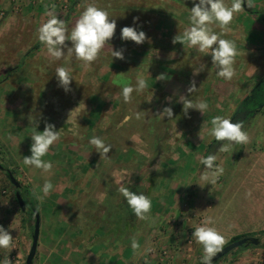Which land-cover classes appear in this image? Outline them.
Here are the masks:
<instances>
[{
  "label": "rangeland",
  "instance_id": "rangeland-1",
  "mask_svg": "<svg viewBox=\"0 0 264 264\" xmlns=\"http://www.w3.org/2000/svg\"><path fill=\"white\" fill-rule=\"evenodd\" d=\"M224 3L230 7L232 0ZM252 4L248 8L245 0L246 9L253 13L245 10L234 13L230 31L221 34L215 23L210 25L214 32L221 34L220 38L236 45L235 74L226 80L217 75L219 68L212 63L210 54L199 52L187 42L172 43L174 36L182 35L192 26L193 0H78V17L73 16L67 24L69 32L89 5L106 10L119 28L99 58L112 56V47L123 49L124 59H118L119 65L132 63L137 75L143 78L172 75L168 81L156 80L157 85L151 86L148 93L135 91L138 102L131 96L130 102L124 105L126 108L121 109L119 103H125L122 94L105 101L92 99L93 90L103 91L100 88L103 76L117 69L116 63L103 66L95 80L91 77L92 65L85 67L74 57H65L59 64L43 44L40 50L26 55L40 42L38 29L50 19L46 13L53 11L55 5V14L64 20L72 0H0V169L16 173L20 185L34 195L43 218L51 212L46 206L50 198L54 199L55 213L56 201H61L59 213L63 218L70 213L71 204H75L71 212L79 215L76 229L88 228L92 237V226L86 216L92 211L84 204L92 198L103 200L107 190L116 194L121 185L129 188L144 185L152 202L151 211L147 219L136 222L134 232L128 233L131 239L128 264H200L203 247L192 233L201 226L215 228L225 238L223 248L235 243L237 237L255 235L261 240L259 248H239L217 264H264V237L260 234L264 231V110L250 118L243 129L250 138L248 143L232 144L229 151L216 153L215 165L223 167L224 172L214 184L205 179L209 172L200 162L215 139L210 135L212 119L220 116L230 120L238 105L264 78V0H252ZM125 26L147 31L144 42L148 44L147 50L120 38ZM162 29L171 35L162 38ZM153 36L172 49L163 52L155 48L159 46ZM15 52L23 55L16 60ZM59 67L70 70L73 80L68 92L58 86L56 69ZM193 83V91H198L195 98L207 103L203 114L195 110L198 113L193 118L195 132L174 123L166 126V121H159V128L150 127L148 119L154 115L161 120L168 118L163 113L166 107H178L190 97ZM90 85L92 93L88 92ZM80 95L89 98L78 104ZM257 101L260 109L264 96L259 95ZM105 102L109 103L105 120L101 124L92 121ZM112 113L118 114L117 120L107 130L106 119ZM137 113L141 114L139 119ZM29 117L39 121L38 131L44 130L45 123H51L60 133L59 141L42 157L52 163L49 172L23 163L24 156L31 155L34 125L29 123ZM92 124L97 127L91 128ZM94 136L111 145L106 158H101L89 143ZM117 152L137 153L139 161L122 170L126 165L115 161ZM46 180L53 185L47 196L43 193ZM112 183L111 189H107ZM15 194L16 189L0 170V225L13 237L10 249L0 248V264L6 257L11 264H26L32 245L30 227L35 225V216L30 207L26 212L21 211ZM61 226L67 231L64 246L67 250L75 249L74 242L77 244L78 239L69 236L72 231L68 223ZM107 229L108 226H102L99 233L110 236L117 231ZM133 237L140 239L136 250L132 248ZM43 251L37 250L34 264H40Z\"/></svg>",
  "mask_w": 264,
  "mask_h": 264
},
{
  "label": "clouds",
  "instance_id": "clouds-1",
  "mask_svg": "<svg viewBox=\"0 0 264 264\" xmlns=\"http://www.w3.org/2000/svg\"><path fill=\"white\" fill-rule=\"evenodd\" d=\"M246 3L248 8L253 7L252 0H246ZM244 4L245 0H232L229 7L224 3V0H199L198 3L197 0H193L190 15L192 26L186 29L182 35L174 36L172 43L183 45L187 42L190 47L197 48L199 52L210 54L212 63L219 68L217 75L226 80H231L235 74L233 63L237 55V49L233 41L222 39L220 35L230 31L229 25L233 20L234 13L244 10ZM52 9L53 11L46 13L50 19L38 29L39 41L45 45L48 54L56 60L74 57L76 60L82 61L85 67H89L99 58L100 52L113 39L117 27L116 20L110 19L106 10L95 5H89L69 32L65 21L55 14V5L52 6ZM135 22L136 18H134V24ZM214 23L221 29V34H217L210 27ZM120 38L124 41H133L137 45L144 43L147 39L144 31H137L136 27L133 26L123 27ZM123 51V49L114 50L112 47L111 55L115 59L123 60ZM167 78L165 74H160L156 77V80L164 81ZM56 79L59 87H62L65 92L70 91L73 79L69 69L57 68ZM147 86L146 80L142 76H138L135 87L130 85L123 87L124 102H130L133 91L142 92ZM193 90H195L194 83L189 91ZM189 108H197L203 114L207 109V103L204 101L194 103L185 99L183 101L185 115H187ZM163 113L169 118L173 116L170 107H166ZM140 115V113H137L136 118L139 119ZM29 123L34 125L31 135V155L24 156L23 163L41 169L43 172H49L52 169V163L43 160L42 157L46 156L50 147L59 141L60 133L56 130L55 125L51 123H45L43 131L37 130L38 120L29 117ZM211 123L213 127L210 130V135L218 142H225L220 146L219 151L227 152L232 144H246L249 142L250 138L242 130L243 124L241 122L233 123L229 119L216 116ZM89 143L95 147L101 158H106L107 153L111 150V145H106L99 137H92ZM215 159V155L209 154L201 157L200 160L209 172L205 179H209L213 184L224 172L223 167L215 165ZM154 167L156 171H159L158 166ZM52 189L51 181L46 180L43 185L44 195H49ZM118 191L127 200L128 206L136 218H148L147 214L151 211L152 203L149 197L142 193H134L123 185ZM38 199H42V197H38ZM192 235L195 237L196 242L203 247L202 264H212L213 258L222 251L225 238L215 228L203 226L195 228ZM12 239L10 232L0 225V248L10 249ZM132 248L134 250L139 248V243L135 237L132 238ZM2 264H11V261L6 257Z\"/></svg>",
  "mask_w": 264,
  "mask_h": 264
},
{
  "label": "trees",
  "instance_id": "trees-1",
  "mask_svg": "<svg viewBox=\"0 0 264 264\" xmlns=\"http://www.w3.org/2000/svg\"><path fill=\"white\" fill-rule=\"evenodd\" d=\"M172 1H177V0H172ZM77 4H78V0H72V6L69 8V11L66 14V17L64 19L66 25L71 22L73 16L78 17V12L76 11ZM244 10L246 12L253 13V11H248L246 9V7L244 8ZM117 29H119L118 26L116 27V30ZM145 32H147V31L145 30ZM161 32H162V36H163L162 38H165V37H168L171 35V33H169L168 31H165V29H162ZM152 39H154V41H155L154 43L156 44V46H159V47H155L158 50L162 49V51L165 52V51H169V49H172V48H169L168 43L166 44L165 42H163L162 39H157L154 36L152 37ZM41 46H42L41 42L37 43L34 47H32V49L27 53V55L30 56L34 53V51L40 50ZM69 46H71L70 43H69ZM134 46H137V45L135 44ZM138 46H140V48L145 50L146 49L145 47H147L148 44L142 43V44H139ZM63 61H65V58L59 59L58 63L60 64ZM96 61L97 62H93L91 64L94 67L93 72H92L93 74L91 75L92 79L95 78V80H96L97 78H99L98 77L99 71L103 66H107V65H111L112 63H116L115 65L117 66V69H115L114 71H109L108 74L106 73L103 76L104 80L102 78L103 81H102L101 86H100V88H103V91L101 92V93H103V95L101 93H99L97 90L96 91L93 90L94 95H93L92 99L97 98L98 100L105 101L108 98H113L115 94L119 93L121 95L122 89L124 86L130 85V86L135 87L137 85V77L139 75H137L136 73L133 72L132 63L126 62L125 64H123V66H121V65H119V64H121V62L118 61V59L113 58L112 56H109L107 58H106V56H102L101 58H98ZM50 63L52 64L51 61H50ZM161 64H163V63L159 62V65H161ZM125 65H127V66H125ZM124 66H125V68H124ZM12 70H16V69L14 68ZM158 75H160V74H158ZM158 75H156L153 78L152 77L144 78L146 80L148 86L146 89H144L142 91L143 93H148L150 91L151 86L157 85L156 77ZM165 75H166V77H168L167 79H165V81H168L169 79H171V76H172L171 74H165ZM91 77H90V79H91ZM118 79L120 81L117 82ZM107 86H108V88H107ZM91 89H93V86L90 85V88L88 91L89 93H92ZM110 90H113V92H111ZM134 92L135 91H133V93ZM133 93L131 94V96L134 97L135 100L138 102L139 99L137 98V94L134 95ZM189 93H190L189 94L190 97H188L186 100H190L194 103L198 102L199 100L203 101V99L195 98L194 95L196 93H198V91H192V94L190 91ZM85 97H86V99L89 98V96L87 97V96L80 95V97L78 99V104L81 103L82 99H84ZM108 104L109 103L105 102V103H103V106L102 105L100 106L101 109L97 110L95 112L94 117L91 118L92 121H95V122L97 121V123L100 122V124H101V121L105 120V110L109 106ZM124 105H126V103H124V104L119 103L118 106L121 109H123V108H126V107H124ZM113 106L115 109V106H117V105L114 104ZM195 110H198V109L197 108H189L187 115H185V113L183 111V103H182L178 107H174L172 109L173 116L171 118L166 117V118H164V120H161V119H158V117L154 115V118H150L148 120L144 119V120L151 121L149 126L152 127L153 129L159 128V126H160L158 123L159 121L160 122L166 121L164 123L166 126H170L171 124L174 123L175 125L182 126L183 128H189L190 127L189 129H192L193 132H195L196 127L194 125L195 120L193 118L198 114L197 112H195ZM117 115H118L117 113H112V115H110L109 118L106 119L107 130H109L110 126H112L111 125L112 122L117 120ZM95 125L92 124L90 127L96 128L97 125H96V127H95ZM112 130H114V127ZM73 146H75V145L73 144ZM115 161L124 163L126 166H124L122 168V170H126V169H128L127 165L130 166V165H133L136 161H139L138 160V154L134 153L133 155H131L130 152L129 153L128 152H126V153L125 152H122V153L117 152L116 157H115ZM0 170L5 172V174H6V171L8 169L3 168ZM9 171L16 178V173L12 170H9ZM6 177L8 178L7 174H6ZM8 180H9V178H8ZM9 182H10V180H9ZM112 186H113V183L110 184V187H107V189L108 188L111 189ZM127 188L134 193H137V194L142 193L145 196H148V191L146 190L147 188L144 187V185L140 186L139 184H136L130 188H129V186H127ZM17 191L18 190H16V192ZM109 191L110 190H107V192H105V198L103 200H97V199L92 198V199H89L88 202L84 204L87 208H89L90 211H92L90 213H86V216L88 218L87 221L91 224L93 233L95 231L99 230V228L102 226H108V228H109V229H107L108 232L117 230V231L111 232L110 236L119 238L120 233L119 234H117V233L121 232V233H123L122 239H124V232H127V231H128V233L134 232L133 230L136 226V222L139 221L140 219L136 218L134 216V214L131 212V210L128 206L127 200L123 197V195L118 190L116 191V194H114L115 193L114 191H113L114 193L113 192L109 193ZM144 191H147V194H145L146 192L144 193ZM20 193H21V196L24 199L25 203L28 205L27 210L30 207L32 210H37L39 212L38 206H37V201L34 200L35 199L34 195L23 186H21V188H20ZM15 201H16V199H15ZM30 229H31V234L33 235L34 227L31 226ZM90 231L91 230H89L88 228H85V227L82 228V233L84 236L87 235ZM137 231H138V229H137ZM260 234L264 237V231L260 232ZM128 236H129V234H128ZM252 237H255V235ZM244 238H246V237L245 236L244 237H237L233 242H236V241H238L240 239H244ZM106 239H108V238H106ZM130 240L131 239L128 238V242ZM259 246L258 247L250 246V247L259 248ZM242 248H245V247H242ZM234 252H236V251H234ZM234 252H232V253H234ZM232 253H230L229 255H231ZM229 255H227V256H229ZM227 256H225L224 258H226ZM223 259H221V260H223ZM221 260L217 261L214 264L219 263ZM200 264H202V262Z\"/></svg>",
  "mask_w": 264,
  "mask_h": 264
},
{
  "label": "crops",
  "instance_id": "crops-1",
  "mask_svg": "<svg viewBox=\"0 0 264 264\" xmlns=\"http://www.w3.org/2000/svg\"><path fill=\"white\" fill-rule=\"evenodd\" d=\"M31 49L32 48H30V50ZM15 53L16 55L14 54L13 57L16 60H18L17 56L23 55L21 52L19 54L17 52ZM15 69L17 70L18 68ZM0 78H2L1 74ZM53 201L54 199L50 198L46 203L47 210L51 211L50 214H47L44 218L42 213L40 216V223L42 226L40 229H42V232H40L39 235L38 251L40 248H42V251L43 248L45 249V251H43V255L41 256V262H39L40 264H128V231L124 232V239H122L123 233L121 232H119V238L113 236L108 238L109 235L103 236L99 233V230L93 233L94 237L90 236V232L84 236L82 229H76V227H79L76 224L78 215L71 212L75 204H71L73 207L69 210L70 213L65 214L63 218L59 213V208L62 205L60 203L61 201L59 199L56 201V213L55 209H53ZM44 219L46 220L45 226ZM65 222L68 223V226L71 228L70 232L72 231V234L69 236H72L74 239H78L77 244L74 242L75 249L72 250H67V247L64 246L63 243V239L67 236V231L64 230L61 224H65ZM137 241L140 244V239ZM48 242L52 245L50 244L47 246Z\"/></svg>",
  "mask_w": 264,
  "mask_h": 264
},
{
  "label": "water",
  "instance_id": "water-1",
  "mask_svg": "<svg viewBox=\"0 0 264 264\" xmlns=\"http://www.w3.org/2000/svg\"><path fill=\"white\" fill-rule=\"evenodd\" d=\"M243 7L245 8L246 5L244 4ZM263 83H264V80H263ZM239 111H240V109L237 110L235 116L231 119V121L233 123L242 122L243 121V118H242L241 121L238 120ZM221 144H222V142H218V141L213 142L210 145V147H209V149H208V151L206 153V156L209 155V154L216 155V153L219 151V148H220ZM6 174H7L8 178H9L10 183L12 184V186L16 190H18L16 192V194H15V197H16V201H17L21 211L22 212H26L28 205L25 203L24 199L21 196V193H20L21 185H20V183L11 174V172L9 170L6 171ZM32 212H33V214L35 216V225H34V231H33V235H32V245H31V249H30L29 255L27 256V259H26V264H34L35 257H36V254H37V250H38L39 235H40V215H39V212L37 210H32ZM260 243H261V241L257 237L241 239V240H239V241H237L235 243H232V244L224 247L222 249V251L219 252L213 258L212 264H214L217 261L223 259L225 256L229 255L230 253L234 252L235 250H237L239 248H242V247L248 248L250 246L258 247L260 245Z\"/></svg>",
  "mask_w": 264,
  "mask_h": 264
},
{
  "label": "flooded vegetation",
  "instance_id": "flooded-vegetation-1",
  "mask_svg": "<svg viewBox=\"0 0 264 264\" xmlns=\"http://www.w3.org/2000/svg\"><path fill=\"white\" fill-rule=\"evenodd\" d=\"M263 80H264V78L257 85H255V87L250 91L249 95L238 105V107L234 111L232 117L230 118V120H231L235 116L237 110L240 109L238 120L241 121L243 118V121L241 122L243 124L242 130L244 129L245 125L249 122L250 118L252 119V118L256 117L258 114L262 113V111L264 110V105H262L261 108L258 109L259 104L257 101L259 95H261L262 98L264 96L263 95V93H264ZM215 141L216 140L213 139V141L210 143V145ZM223 143H225V142H222V144ZM210 145L208 146V149H209Z\"/></svg>",
  "mask_w": 264,
  "mask_h": 264
}]
</instances>
